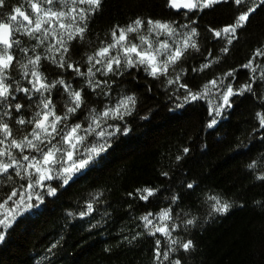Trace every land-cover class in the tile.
<instances>
[{
    "label": "trees",
    "instance_id": "trees-1",
    "mask_svg": "<svg viewBox=\"0 0 264 264\" xmlns=\"http://www.w3.org/2000/svg\"><path fill=\"white\" fill-rule=\"evenodd\" d=\"M251 2L236 6L229 0L203 11L177 14L170 10L168 0H102L96 14L89 15L83 38L68 43L70 51L63 57L67 62L64 69L45 58L50 51L47 42L39 45L38 40L16 37L24 48L39 45L27 53L13 47L11 51L18 62L27 63L28 57L39 54L40 71L49 81L63 79L76 90L84 89L85 104L68 123L87 125L85 116L90 109L100 112L125 96L134 95L135 103L129 106L130 115L122 120H108L113 127H106V131L114 133L108 139L110 146L67 185L56 177L46 181L44 189L35 188L33 196L39 194L42 203L35 198L27 201V180L21 179L27 176L26 161L15 169L20 176L11 169L10 180L0 176V204L18 190L0 208V219H5L6 225L15 214L13 223L0 226L5 235L0 243V264H158L157 240L162 252L176 247L178 251L170 253V259H180L182 264H264V180L257 179L264 176V128H260L257 118V113H264V81L260 80L264 55H257V50L264 53V6L257 8L246 26L237 30L238 39L230 45L222 32ZM6 3L8 7L0 8V21L6 22L16 6L31 14L27 0ZM136 18L175 22L178 33L169 43L196 28L198 35L192 37V43L197 47H189L169 67L166 76L153 77L143 67L115 76L97 72L94 79L107 80L105 89L109 94L100 96V89L92 92L87 79L77 76L67 64L86 70L90 66L88 58L111 42L113 28L126 26ZM185 24L189 27H180ZM215 30L222 35L216 37ZM143 31L146 33L147 25ZM55 39L50 37L51 43ZM129 39L139 42L136 34H130ZM225 48L227 52L223 51ZM52 54L60 59L59 52ZM249 61L251 68L242 67ZM22 72L19 63H14V79L10 81L14 88L17 84L28 86ZM230 72L232 75H228ZM177 76L176 83H168V79L176 80ZM212 80L217 81L216 86L210 83ZM180 84L195 93L204 92L207 85L206 98L185 103L186 90ZM248 84L253 85L251 92L231 96L230 106L216 115L214 109L223 104L222 95L228 85L238 92ZM36 95L31 101H20L25 104L20 114L13 110L11 117L5 116L0 107V122L10 124L17 140L26 136L31 139L34 125H20L17 121L20 115L31 120L39 110L35 107L39 103ZM51 99L56 114L63 115L70 101L63 86L57 84ZM213 118L217 124L208 127ZM117 126L120 132H116ZM0 140H5L0 147H7L9 141L2 133ZM89 142H93L92 137ZM185 148L189 149L187 153ZM10 151L20 159L19 150ZM254 162L256 167L249 168ZM189 184L193 187L189 188ZM47 187L55 188V195L48 194ZM145 189L155 191L149 195ZM142 196H147V200ZM210 196L229 202L231 207L226 213L213 211L215 202ZM21 197L35 207L25 210L21 206L17 211L14 202ZM89 204L92 211L88 210ZM169 208L172 219L161 218L160 212ZM82 212L86 214L81 216ZM148 213H152L149 219L153 223L171 228V238L159 232L149 234L141 219ZM193 217L196 224L186 225L185 221ZM176 224L179 228L174 227ZM171 240L178 243L171 245ZM188 240L195 246L184 251L180 244ZM159 264L169 261L161 257Z\"/></svg>",
    "mask_w": 264,
    "mask_h": 264
},
{
    "label": "snow or ice",
    "instance_id": "snow-or-ice-1",
    "mask_svg": "<svg viewBox=\"0 0 264 264\" xmlns=\"http://www.w3.org/2000/svg\"><path fill=\"white\" fill-rule=\"evenodd\" d=\"M229 0H168V6L174 9H187L203 11L220 3H226ZM236 6L246 4L247 0H231ZM28 8L22 9L16 6L11 9V13L6 17L5 21H0V107L4 108L2 113L5 116L11 117L13 110L20 114L24 109L25 104L21 100L31 101L34 94L39 103L35 105L38 111L31 120H25L23 115H20L17 123L20 125L32 124L34 125L29 139L27 136L17 140L13 137L10 124L7 122H0V133L3 134L6 140L9 141L7 147H0V176H6L9 180L12 178L10 169L14 171L16 176H20L19 171L15 169L21 166V161H26L24 171L27 172L26 177L21 179L27 180L28 192L27 201L35 198L38 202H43L39 194H34L37 186L41 189L46 187V181H50L56 177L61 178L62 183L67 185L73 176L85 169L96 157L102 152L106 151L110 146L108 139L114 135L113 132L106 131V127H113L108 124V120H122L125 115H130V105L135 103V96H125L118 100L114 105L105 106L100 112L95 108L88 111L85 120L87 125L83 122L68 123L69 119L85 104L83 96L84 89L76 90L71 84L65 83L63 79L49 81L43 72L40 71L41 55L34 54V58L28 57L27 63L18 62L16 56L12 53L13 47H16L21 53L35 50L39 45H45L47 42L49 48V56L53 64L58 65L61 69L65 68L66 61L64 55L70 51L68 43L77 38L82 39L87 31V21L89 15H95L96 11L101 8L102 0H27ZM59 5V7H57ZM264 6V0H256L246 7V10L239 13L235 21L226 25L222 32L228 37V44L233 42V39H238L237 30L246 26L250 17L256 12L257 8ZM8 7L6 0H0V8ZM147 25L146 33L143 31ZM180 27L188 28V25H180ZM220 30H215V36L222 35ZM178 28L175 22H167L162 20H153L148 18L147 21L136 18L126 26L116 25L111 33L112 40L100 47L97 52L88 58L89 67L85 71H81L75 64H67L68 68L73 69L77 76L85 77L87 85L92 92L100 89L99 95L106 96L109 93L105 86L108 84L107 80H96L97 72L101 75H123L125 70L132 68L139 69L143 67L146 73L153 77L160 75H167L169 67L174 66L184 52L189 47H197L192 43V37L198 35L196 28H191L189 33L180 34V39L173 40L169 43V39L176 37ZM136 34L138 43L130 40L129 35ZM153 34H155L153 36ZM28 37L32 40H38L39 45H33L32 49H27L21 46V40L16 37ZM161 36L168 39H160ZM50 37H54L55 43H51ZM66 37V39H65ZM179 44V46H176ZM198 50V48H197ZM223 51L227 52L225 48ZM59 52L60 59L52 53ZM257 55H264L257 50ZM14 63H19L20 68L23 69V78L27 81L28 86L22 87L19 84L14 88L11 80V72ZM96 65H100L99 68ZM31 66V67H30ZM244 68H251L252 61L243 65ZM95 69V71H94ZM123 69V70H122ZM255 69H253V72ZM232 75V73H228ZM255 82V77L252 78ZM179 80L168 79L169 84L176 83ZM260 80L264 81V72L260 74ZM113 83L115 81H112ZM213 86L217 85L216 80L210 81ZM57 84L63 86V90L68 93L70 101L66 105V111L63 115H57L55 105L51 99V92L56 88ZM181 88L186 90L183 99L185 103L197 101L200 98H206L208 91L205 85V91L202 93H195L188 89L186 84H180ZM253 85H245L243 89L234 92L231 85L227 86V90L222 95L223 104L216 106L215 113L220 115L225 106H230L229 98L236 94H242L244 91L251 92ZM17 93H23V96H17ZM48 95H45V94ZM183 105H177L182 107ZM260 128H264V113H257ZM217 124L215 118L211 119L208 127H213ZM130 129H125V132ZM121 129L117 126L116 132ZM59 137V139H57ZM89 137H92L93 142H89ZM5 140H0V145H4ZM19 150L20 159L11 153V149ZM28 151V154H24ZM189 149L185 148L187 153ZM6 158V159H4ZM180 159V157H177ZM256 167L255 162L249 165V168ZM167 175V173H164ZM257 179L264 180V176H259ZM189 188L193 185L189 184ZM17 191H12L11 195L0 204L3 208L8 200L17 195ZM149 195H152L155 190L145 189ZM48 194L55 195L56 189L47 187ZM142 199L147 200V196H142ZM175 199H178L175 198ZM213 200V211L217 213H226L231 207L227 201H222L217 196H210ZM17 211L23 206L25 210L35 207L34 204L27 203L24 197L19 201L14 202ZM88 210L92 211V205H88ZM86 213H81V216ZM152 213L142 216L141 219L145 221V227L149 228L150 235H156L157 232L164 236L170 237L171 228L167 224L153 223L149 219ZM159 216L163 219L170 220L171 209H164ZM15 220V214L5 224V219H0V226L7 227ZM197 219L195 217L185 221L186 225H195ZM150 226V227H149ZM174 227L179 228L176 224ZM5 240L3 231H0V243ZM177 240H171V245H176ZM56 245H53L55 247ZM194 242L188 240L180 244L184 251H190L194 247ZM178 251L176 247L170 246L167 252L160 250V241H156L155 245V259L158 264L161 262V257L164 261H169V264H182L180 259L174 261L170 259V253Z\"/></svg>",
    "mask_w": 264,
    "mask_h": 264
},
{
    "label": "water",
    "instance_id": "water-1",
    "mask_svg": "<svg viewBox=\"0 0 264 264\" xmlns=\"http://www.w3.org/2000/svg\"><path fill=\"white\" fill-rule=\"evenodd\" d=\"M173 11H175V12H177V13H185V12H188V11H190V10H187V9H183V8H181V9H179V10H177V9H174V8H171Z\"/></svg>",
    "mask_w": 264,
    "mask_h": 264
},
{
    "label": "bare ground",
    "instance_id": "bare-ground-1",
    "mask_svg": "<svg viewBox=\"0 0 264 264\" xmlns=\"http://www.w3.org/2000/svg\"><path fill=\"white\" fill-rule=\"evenodd\" d=\"M170 8V7H169ZM170 10H172L171 8H170ZM173 11V10H172ZM190 11H192V10H190ZM190 11H188V12H190ZM174 13H177V12H175V11H173ZM188 12H185V13H188ZM177 14H179V13H177ZM180 14H182V13H180ZM80 70L81 71H85L84 69H82L81 67H80Z\"/></svg>",
    "mask_w": 264,
    "mask_h": 264
}]
</instances>
